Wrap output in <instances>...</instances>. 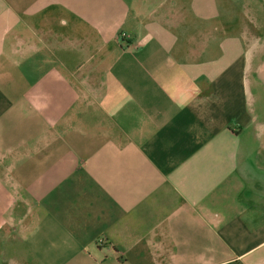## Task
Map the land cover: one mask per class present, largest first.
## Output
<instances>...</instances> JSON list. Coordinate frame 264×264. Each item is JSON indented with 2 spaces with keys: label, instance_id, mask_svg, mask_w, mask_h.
I'll list each match as a JSON object with an SVG mask.
<instances>
[{
  "label": "crops",
  "instance_id": "0c3cea01",
  "mask_svg": "<svg viewBox=\"0 0 264 264\" xmlns=\"http://www.w3.org/2000/svg\"><path fill=\"white\" fill-rule=\"evenodd\" d=\"M0 264H264V0H0Z\"/></svg>",
  "mask_w": 264,
  "mask_h": 264
}]
</instances>
